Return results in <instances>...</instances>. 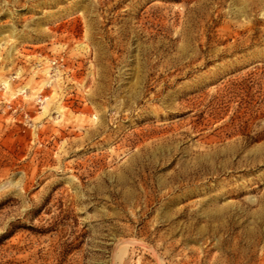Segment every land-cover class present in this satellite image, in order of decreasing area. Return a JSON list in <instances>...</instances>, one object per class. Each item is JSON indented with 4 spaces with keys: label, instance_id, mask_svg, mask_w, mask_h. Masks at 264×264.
Returning a JSON list of instances; mask_svg holds the SVG:
<instances>
[{
    "label": "rangeland",
    "instance_id": "1",
    "mask_svg": "<svg viewBox=\"0 0 264 264\" xmlns=\"http://www.w3.org/2000/svg\"><path fill=\"white\" fill-rule=\"evenodd\" d=\"M0 264H264V0H0Z\"/></svg>",
    "mask_w": 264,
    "mask_h": 264
},
{
    "label": "bare ground",
    "instance_id": "2",
    "mask_svg": "<svg viewBox=\"0 0 264 264\" xmlns=\"http://www.w3.org/2000/svg\"><path fill=\"white\" fill-rule=\"evenodd\" d=\"M127 248V247H126ZM118 255V254H117Z\"/></svg>",
    "mask_w": 264,
    "mask_h": 264
}]
</instances>
